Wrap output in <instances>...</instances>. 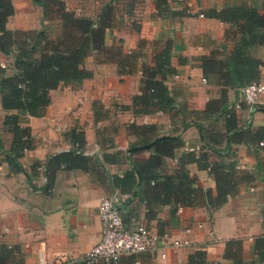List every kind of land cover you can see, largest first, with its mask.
Here are the masks:
<instances>
[{
  "label": "crops",
  "instance_id": "0c3cea01",
  "mask_svg": "<svg viewBox=\"0 0 264 264\" xmlns=\"http://www.w3.org/2000/svg\"><path fill=\"white\" fill-rule=\"evenodd\" d=\"M12 1L15 13L9 17L8 28L37 30L47 23L43 7L35 0ZM64 1L77 14L98 19L108 0ZM113 4L115 13L105 44L122 45L125 52L141 51L131 70L121 71L116 62L99 60L98 53L92 52L84 65L93 76L51 90V102L38 116L5 108L0 94V248L2 244L19 246L25 264H38V241L44 239L50 263L65 254L73 257V264H85L81 257L102 237L101 198L119 190L127 224L144 217L160 236L191 240L180 251L171 248L165 264H189L196 249L205 250V264H232L226 251L233 238L241 241L245 264H264V142L233 141L228 146L222 115L205 113L207 103L220 97L222 86L208 80L202 67L203 58L213 51L220 56L230 53L240 36L236 27L209 17L207 10L247 4L264 13V0H167L161 9L157 0H113ZM168 39L172 40L174 72L167 76L166 84L174 104L171 109L138 113L132 97L143 92L142 63L153 65L155 53ZM141 41L146 43L140 46ZM251 53L264 60V44L253 45ZM14 60L15 52L0 51V64L7 74L16 72ZM262 78L264 64L260 65L259 80ZM227 97L228 107L236 111L237 126H264V111L252 109L240 88H229ZM262 103L264 95L258 104ZM132 123L155 125L157 138L183 139L175 156L163 157L161 171L165 174H175L184 157L196 184L216 191V178L208 164L228 160V150L227 155L251 179L243 180L239 192L221 205L199 198L192 205L153 200L155 212L148 216L141 181L131 195L108 177L124 175L132 169L133 159L145 160L153 151L154 141L143 142L131 131ZM73 129L84 131L82 152L99 158L105 168L96 175L80 168H62L47 189L39 167L52 155L77 146L70 136ZM203 153L208 154L206 160ZM16 154L19 169L13 159ZM105 155L115 160L105 161ZM193 157H201V162ZM135 259L136 264H161L148 254L135 255Z\"/></svg>",
  "mask_w": 264,
  "mask_h": 264
},
{
  "label": "trees",
  "instance_id": "16d2710c",
  "mask_svg": "<svg viewBox=\"0 0 264 264\" xmlns=\"http://www.w3.org/2000/svg\"><path fill=\"white\" fill-rule=\"evenodd\" d=\"M35 1L43 7L47 23L37 30H13L7 27L9 17L15 13L13 1L0 0V51L15 52L16 68V72L7 74L5 67L0 64V94L5 108H18L30 115H41L51 102V90L62 83L77 85L83 79L93 76V71L84 65L85 58L92 52L98 53L99 60L116 62L121 71L131 70L142 56L141 51L125 52L122 45L105 44V33L112 25L115 13L113 0L104 4L98 19L77 14L68 8L64 0ZM157 6L159 9L167 6V0H157ZM206 14L221 19L230 27H236L240 36L230 53L220 56L213 51L203 58L205 76L222 86L220 97L207 103L205 113L222 115L228 146L233 141L260 144L264 142V126H237V114L233 108L228 107L227 93L229 88H241L260 79V65L264 64V60L253 56L251 47L264 44V13L254 6L243 4L212 7ZM230 27L227 28V34L231 31ZM145 43L141 41L139 45ZM171 50L172 40L168 39L155 53L153 65L142 63L143 92L132 97L136 112L151 113L172 108L174 99L166 84L167 76L174 72L170 63ZM254 110L264 111V103L257 104ZM130 127L133 133L142 137L143 142L154 141L153 151L145 160L133 159L132 169L124 175L108 177L112 184L131 195L134 192L131 190L141 181L145 187L148 216L155 212L150 203L153 200L192 205L199 198L198 201L206 200L213 206L221 205L230 195L239 192L243 180L251 179L250 173L237 167V162L229 156L228 150L225 151L228 160L208 164L216 178V191L196 184L197 178L188 173V161L184 157L179 159V168L175 174H165L161 171L163 157L175 156V149L183 145V139L178 136L157 138L156 127L152 124L132 123ZM70 136L77 146L52 155L43 165L46 168L47 189L52 188L57 172L62 168H80L95 175L105 168L99 158L82 152L81 147L86 141L84 131L73 129ZM18 155H14L13 159L19 169ZM203 157L206 160L208 154L203 153ZM191 159L201 162L202 158ZM114 160L105 155V161ZM259 245H262V241H259ZM241 253V241L235 238L228 240L226 257L232 260V264H245ZM205 255L204 249H196L190 254L189 264H205ZM135 261V255H129L123 257L121 264H136ZM0 264H25L20 247L2 244Z\"/></svg>",
  "mask_w": 264,
  "mask_h": 264
},
{
  "label": "built area",
  "instance_id": "2783aa9c",
  "mask_svg": "<svg viewBox=\"0 0 264 264\" xmlns=\"http://www.w3.org/2000/svg\"><path fill=\"white\" fill-rule=\"evenodd\" d=\"M240 91L246 103L254 109L259 103L260 96L264 95V78L242 86ZM39 169L47 179L46 168L42 165ZM123 200V194L119 190L101 198L99 213L102 237L81 257L85 264H121L123 257L138 254H148L158 258L161 264H165L171 248L180 251L191 245L190 239L160 236L144 217H136L132 224H127L121 209ZM37 259L38 264H73L74 262L73 257L59 254L55 261L50 263L44 239L38 241Z\"/></svg>",
  "mask_w": 264,
  "mask_h": 264
},
{
  "label": "rangeland",
  "instance_id": "374dc122",
  "mask_svg": "<svg viewBox=\"0 0 264 264\" xmlns=\"http://www.w3.org/2000/svg\"><path fill=\"white\" fill-rule=\"evenodd\" d=\"M52 28V27H51ZM56 32V29L53 31V34Z\"/></svg>",
  "mask_w": 264,
  "mask_h": 264
},
{
  "label": "water",
  "instance_id": "95a60500",
  "mask_svg": "<svg viewBox=\"0 0 264 264\" xmlns=\"http://www.w3.org/2000/svg\"><path fill=\"white\" fill-rule=\"evenodd\" d=\"M136 193L134 194V197H135Z\"/></svg>",
  "mask_w": 264,
  "mask_h": 264
}]
</instances>
